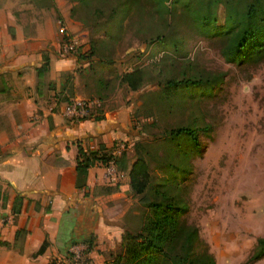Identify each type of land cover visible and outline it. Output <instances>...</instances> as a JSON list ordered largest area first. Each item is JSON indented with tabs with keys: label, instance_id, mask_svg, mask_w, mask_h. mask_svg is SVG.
<instances>
[{
	"label": "rangeland",
	"instance_id": "374dc122",
	"mask_svg": "<svg viewBox=\"0 0 264 264\" xmlns=\"http://www.w3.org/2000/svg\"><path fill=\"white\" fill-rule=\"evenodd\" d=\"M54 5L57 25L68 17L75 26L65 25L67 31L88 54L74 62V70L86 71L93 83L92 94L81 98L91 111L130 107L118 138L124 148L116 156L117 183L137 157L148 176L141 192L99 186V196L90 198L97 223L85 235L91 243L72 239L51 263L124 264L123 228L137 231L150 214L147 201L163 192L182 205L179 218L196 227L198 249H206L214 264H264V254L251 257L256 238L264 235V53L253 62L224 59L221 47L233 31L222 28L218 0ZM199 17L206 18L204 25ZM52 50L58 54L56 46ZM136 68L141 82L131 90L120 74Z\"/></svg>",
	"mask_w": 264,
	"mask_h": 264
},
{
	"label": "crops",
	"instance_id": "0c3cea01",
	"mask_svg": "<svg viewBox=\"0 0 264 264\" xmlns=\"http://www.w3.org/2000/svg\"><path fill=\"white\" fill-rule=\"evenodd\" d=\"M54 6V0H0V264H49L68 241L96 228L90 198L104 184L97 180L102 169L93 162L75 186L76 144L109 151L124 135L130 108L63 115L68 99L92 94L93 83L86 71L74 70V55L58 51L62 34ZM42 52L48 64L36 76ZM16 194L21 197L12 212Z\"/></svg>",
	"mask_w": 264,
	"mask_h": 264
},
{
	"label": "trees",
	"instance_id": "16d2710c",
	"mask_svg": "<svg viewBox=\"0 0 264 264\" xmlns=\"http://www.w3.org/2000/svg\"><path fill=\"white\" fill-rule=\"evenodd\" d=\"M218 2L222 5L225 16L222 28L229 35H232L233 31L232 39L221 47L224 59L247 62L260 59L264 53V0H218ZM226 14L232 19L226 17ZM199 19L201 24L206 23V18L199 17ZM234 31H237L236 35ZM87 56L85 51H81L75 57L77 60H85ZM47 64L48 56L42 52L41 63L35 66L36 76L46 69ZM120 79L128 88L136 89L141 82L140 70L136 68L125 71L120 74ZM168 80L172 84L177 81L174 78ZM70 101L68 99V102ZM174 131L187 132L185 128H176ZM108 157L109 151L87 150L76 144L74 185L81 186L84 183L88 166L95 161L103 162ZM147 176L145 161L137 157L129 163L127 180L115 182L114 185L121 190L141 192L145 188ZM153 194H157V190H154ZM20 197V194L14 196L12 212L17 211V201ZM147 205L150 214L145 218L142 226L137 231L123 228L120 234L119 242L125 252L124 257L120 259L124 264H214L212 255L206 249H198L200 244L196 227L179 218L182 205L176 204L172 195L161 192L160 199L147 201ZM79 242L88 246L91 240L90 237H85ZM263 254L264 235L256 238L251 257L257 258ZM49 264L54 263L49 262Z\"/></svg>",
	"mask_w": 264,
	"mask_h": 264
},
{
	"label": "built area",
	"instance_id": "2783aa9c",
	"mask_svg": "<svg viewBox=\"0 0 264 264\" xmlns=\"http://www.w3.org/2000/svg\"><path fill=\"white\" fill-rule=\"evenodd\" d=\"M61 38L58 42L57 49L61 54H75L81 52L80 43L77 37L72 35L64 25L60 24ZM90 102L87 99L78 97L71 99L70 102L64 106L61 111L64 116L68 118H81L89 115L91 112ZM124 148L123 141L118 140L114 142L112 148L109 150V157L103 161H97L101 166L99 179L104 184H115L119 180L120 171L116 166L115 158L117 154Z\"/></svg>",
	"mask_w": 264,
	"mask_h": 264
}]
</instances>
